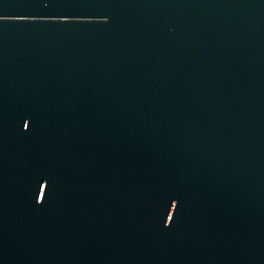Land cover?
Segmentation results:
<instances>
[{"label": "water", "instance_id": "water-1", "mask_svg": "<svg viewBox=\"0 0 264 264\" xmlns=\"http://www.w3.org/2000/svg\"><path fill=\"white\" fill-rule=\"evenodd\" d=\"M0 264H264V0H0Z\"/></svg>", "mask_w": 264, "mask_h": 264}]
</instances>
